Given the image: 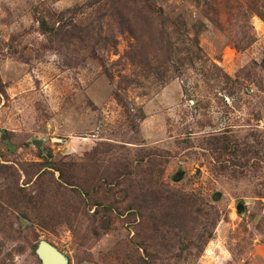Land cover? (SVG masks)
<instances>
[{
    "label": "rangeland",
    "instance_id": "1",
    "mask_svg": "<svg viewBox=\"0 0 264 264\" xmlns=\"http://www.w3.org/2000/svg\"><path fill=\"white\" fill-rule=\"evenodd\" d=\"M41 241L264 264V0H0V264Z\"/></svg>",
    "mask_w": 264,
    "mask_h": 264
},
{
    "label": "trees",
    "instance_id": "2",
    "mask_svg": "<svg viewBox=\"0 0 264 264\" xmlns=\"http://www.w3.org/2000/svg\"><path fill=\"white\" fill-rule=\"evenodd\" d=\"M209 148L212 149L214 152H219V151L230 152V148L231 147L228 144H221L219 138L216 137V138L212 139L211 142L209 143ZM235 151L237 152L238 149L236 148ZM62 175L63 174H61V176ZM50 183L52 185L54 184V185L57 186L55 188V190H54L55 194L60 193L62 195H65L68 192H70V190L75 189V187H67V186H70V184L69 185H66V186L63 185L65 183L64 181H61V182L57 181V182H55V181L52 180ZM41 185H44V182L43 183L41 182ZM39 189H40V192H43L42 189H44V188L39 187ZM45 193H47V192H45ZM44 196H45V194H43V196L41 197L40 204H38V205L35 204V208H37V209L40 210V208L42 207L43 201H44ZM27 204H34V203L30 200V201L27 202ZM101 204L102 203H99L96 206H98V207L99 206H102L103 209H108V206H105L104 204L101 205ZM110 209L113 210L112 208H110ZM25 214L26 213H24V216H26ZM102 226L104 227V230H108L110 228V226H111V219L108 218V220L106 221V223H104Z\"/></svg>",
    "mask_w": 264,
    "mask_h": 264
},
{
    "label": "water",
    "instance_id": "3",
    "mask_svg": "<svg viewBox=\"0 0 264 264\" xmlns=\"http://www.w3.org/2000/svg\"><path fill=\"white\" fill-rule=\"evenodd\" d=\"M41 147V144H38ZM41 264H68V259L50 243L41 241L37 249Z\"/></svg>",
    "mask_w": 264,
    "mask_h": 264
}]
</instances>
